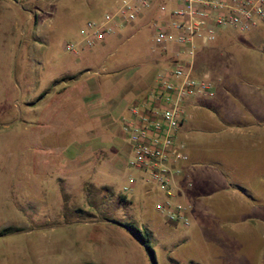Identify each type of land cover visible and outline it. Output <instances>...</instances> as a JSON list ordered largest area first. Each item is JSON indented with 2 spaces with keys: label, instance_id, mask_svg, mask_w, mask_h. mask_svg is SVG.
Segmentation results:
<instances>
[{
  "label": "rangeland",
  "instance_id": "374dc122",
  "mask_svg": "<svg viewBox=\"0 0 264 264\" xmlns=\"http://www.w3.org/2000/svg\"><path fill=\"white\" fill-rule=\"evenodd\" d=\"M116 2L0 0V231L13 228L0 235V264H152L145 246L119 222L152 232L159 264H264V166L260 174L244 167L233 175L250 202L243 217L192 218L190 226L169 222L156 209L158 196L144 191L146 175L126 165V140L125 151L117 153L124 168L114 164L127 100L102 97L105 124L87 117L85 95L112 93L120 66L126 75L145 73L161 50L152 24L137 20L120 27L103 48L66 51L86 21L100 19ZM248 34L226 27L209 44L198 40L197 58L214 55L216 46L239 58L249 52L252 62L224 58L225 72L232 65L264 72L261 37L247 51ZM76 138L86 147L80 153ZM134 176L133 190H125ZM240 210L235 204L233 212Z\"/></svg>",
  "mask_w": 264,
  "mask_h": 264
},
{
  "label": "crops",
  "instance_id": "0c3cea01",
  "mask_svg": "<svg viewBox=\"0 0 264 264\" xmlns=\"http://www.w3.org/2000/svg\"><path fill=\"white\" fill-rule=\"evenodd\" d=\"M121 2L122 0H117L112 10L116 9ZM160 15L157 8H154L147 11L138 21L151 24V20L161 17ZM129 25L131 27L134 23ZM249 32L250 34L244 36L247 39L243 43L244 49L246 47H248L247 51L256 49L255 38L261 37L258 45L262 47L259 50V60L263 63L264 24ZM103 45L100 47L103 48ZM229 45L231 46L230 43ZM224 46L226 43L221 45L222 48ZM178 48L174 45L167 51H156L153 67L145 73L126 75L121 72L120 66L113 78L116 80V85L112 93L94 91L83 97L87 117L90 120L99 118L105 124L104 114L107 109L103 107L102 97L125 98L127 103L121 114L130 105L144 103L155 87L156 69L160 71L171 65L174 51ZM218 48L214 50V55L204 54L198 58L196 50L192 61L193 74L196 77L208 74L215 79L216 95L213 98L189 100L185 121L177 136V144L181 145L183 151L189 156V159L182 163V174L176 177L178 199L189 203L192 206V218L200 221L207 219L223 221L231 215L243 217L245 207H250V202L244 187L233 178V175L244 167L249 172L255 169L253 172L260 174L263 173L264 166V87L261 83L264 82L262 81L264 72L238 70L234 65L228 67L229 71L225 72L222 66L224 58L232 63L240 64L252 62L251 54L247 52L248 54L243 58H239L237 54L225 51L227 56L223 57L225 52L222 53L223 51ZM180 56L185 62L190 61L185 52L182 51ZM98 96L100 99L97 102L96 98L93 100V97L98 98ZM118 121H112L110 126H115ZM94 129L92 128V133L95 132ZM118 131L124 139L117 138L114 141L113 161L115 165L123 169L125 163L117 153L121 149L125 151L124 140H126L129 161L132 155V143L121 126ZM74 142L75 153H80L82 148L86 149L81 140L76 138ZM97 150L109 153L107 147L94 148V151ZM242 157H244L243 162L239 161ZM128 161L126 165H129ZM136 171L141 174L139 170ZM188 182H192L193 186L188 187ZM144 191L146 194H155L159 199L162 198V192L153 184L148 183ZM238 203L241 210L234 213V205Z\"/></svg>",
  "mask_w": 264,
  "mask_h": 264
},
{
  "label": "built area",
  "instance_id": "2783aa9c",
  "mask_svg": "<svg viewBox=\"0 0 264 264\" xmlns=\"http://www.w3.org/2000/svg\"><path fill=\"white\" fill-rule=\"evenodd\" d=\"M154 8L161 14L151 20L155 49L167 51L174 45L179 48L174 51L172 64L159 71L145 102L127 107L119 121L132 143L128 164L144 173L146 182L162 192L157 211L170 222L190 226L192 206L178 199L176 189V177L182 174V163L189 156L177 144V136L189 100L216 95L215 79L208 74H193L197 42L215 41L226 27L241 32L258 28L264 21V0H175L172 4L165 0H122L100 19L86 21L79 39L67 41L65 49L76 55L96 49L120 27L136 22ZM182 51L190 61L182 59ZM135 183L136 178H130L124 189L132 191ZM192 186L188 182V187Z\"/></svg>",
  "mask_w": 264,
  "mask_h": 264
},
{
  "label": "trees",
  "instance_id": "16d2710c",
  "mask_svg": "<svg viewBox=\"0 0 264 264\" xmlns=\"http://www.w3.org/2000/svg\"><path fill=\"white\" fill-rule=\"evenodd\" d=\"M44 95L45 93H42L39 96V99H42ZM119 223L124 227H126L145 246L152 264H159L157 251L154 247L152 232L148 228H141L132 222H119ZM12 230L13 228L11 227L5 228L4 230L0 231V235H3Z\"/></svg>",
  "mask_w": 264,
  "mask_h": 264
}]
</instances>
